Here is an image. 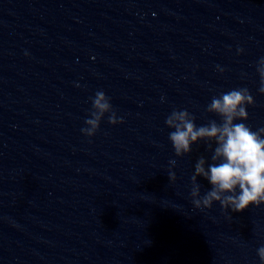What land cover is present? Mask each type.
Wrapping results in <instances>:
<instances>
[{
	"label": "clouds",
	"instance_id": "9594fccd",
	"mask_svg": "<svg viewBox=\"0 0 264 264\" xmlns=\"http://www.w3.org/2000/svg\"><path fill=\"white\" fill-rule=\"evenodd\" d=\"M256 71L260 77L258 91L264 94V57L257 61ZM254 103L249 90L239 88L214 96L207 105V112L220 117L219 123L210 120L197 126L195 117L186 109H174L167 116L165 124L174 129L169 133V140L177 157L190 153L192 145L200 141L209 149L213 142L216 145L212 149V163L206 167L207 161L201 156L195 164L190 192L195 208H211L218 202L222 209L236 213L250 206L264 205V128L253 130L243 122H236L248 119L247 106ZM106 113L110 114V124L124 122L112 109L110 98L103 91H97L92 98L90 118L85 120L87 126L81 132L88 137L94 136ZM169 164L174 167L176 160H170ZM168 175L175 181L173 171L169 170ZM197 177H203L211 185L203 195ZM257 255L264 264V246L257 249Z\"/></svg>",
	"mask_w": 264,
	"mask_h": 264
}]
</instances>
